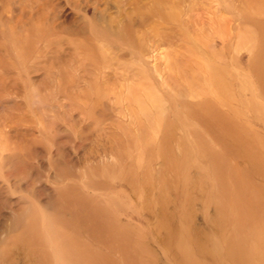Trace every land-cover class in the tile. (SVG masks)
<instances>
[{
  "label": "rangeland",
  "instance_id": "obj_1",
  "mask_svg": "<svg viewBox=\"0 0 264 264\" xmlns=\"http://www.w3.org/2000/svg\"><path fill=\"white\" fill-rule=\"evenodd\" d=\"M0 264H264V0H0Z\"/></svg>",
  "mask_w": 264,
  "mask_h": 264
}]
</instances>
